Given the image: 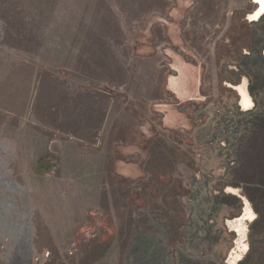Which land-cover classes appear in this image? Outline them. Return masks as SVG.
Listing matches in <instances>:
<instances>
[{
	"label": "rangeland",
	"instance_id": "1",
	"mask_svg": "<svg viewBox=\"0 0 264 264\" xmlns=\"http://www.w3.org/2000/svg\"><path fill=\"white\" fill-rule=\"evenodd\" d=\"M255 9L254 0H0V84L16 73L3 53L50 49L78 67L68 50L87 36L89 59L108 54L103 71L89 62L87 87L97 84L119 109L103 142L87 150L0 112V264H229L234 251L243 252L237 264L264 258V70L233 39ZM177 56L202 71L195 101L181 104L165 87ZM229 81L245 82L252 109L241 110ZM167 110L182 125L166 140L158 127ZM117 133L120 169L132 163L145 175L112 168ZM46 143L57 152L51 172L37 168ZM246 201L256 216L242 220L241 237L233 222Z\"/></svg>",
	"mask_w": 264,
	"mask_h": 264
},
{
	"label": "crops",
	"instance_id": "2",
	"mask_svg": "<svg viewBox=\"0 0 264 264\" xmlns=\"http://www.w3.org/2000/svg\"><path fill=\"white\" fill-rule=\"evenodd\" d=\"M82 40L85 42L84 46L82 42L80 47H70L71 49L68 50L67 54L74 57V61L77 57V62L79 61L78 67L73 65L74 63L68 65L63 61H57L56 54H53L50 49L44 50V48H41L40 52L35 51L32 54L29 52H16V54L2 52L10 63L15 64L16 73H12V69H10L9 76H5L7 81L0 84V112L17 118L22 123L29 124L35 131L43 135H54L53 141L63 140L62 135L69 136L68 140H64V142L71 143L70 139H73L76 145H80L87 150L89 143L97 147L103 142L111 124L110 122L112 120L117 121L116 118L114 119V111L118 113L119 109L113 103L109 105L108 99L104 98L105 96H103L97 84L95 86L92 85L90 89L87 87L86 71L88 70L89 62H95L97 72L98 69L103 71V61L108 54L103 49L96 50V57L89 59L86 46L87 36H84ZM173 64V67H176H174L175 74L170 75L166 79V89L173 93L181 104L195 101L200 94L199 85L202 81L200 68L184 61L180 56L176 57ZM180 64L189 65L194 69L190 71V75L187 76L185 83L182 85L176 84L174 81L175 78L180 76L178 69ZM95 77H98V75H95ZM89 99L93 101V104L89 103ZM164 105L165 108L171 107L170 104ZM134 121L137 122L139 120L135 119ZM164 123L159 127L157 126L159 129L156 127L160 137L168 136V128L182 125L178 121L177 113L174 110H167ZM118 125L119 123L117 122L115 126L118 127ZM112 126L114 125L112 124ZM19 136L24 142V147L27 143L28 148H30L32 140L29 133L21 131ZM122 139L121 134L117 133V137L111 142L112 168L115 167V171L119 175L131 174L132 177L145 175L142 169L135 167L132 163H130L127 170L120 169L121 160L116 156L115 148L118 147ZM165 139L167 140V138ZM171 140L168 141L172 142ZM151 145L152 140L148 144L147 150H150ZM47 147L46 143L39 151L44 153L42 157L46 158L44 162L46 164L45 170L51 172L55 169L52 165V158L57 152L53 153L51 151L52 154H49V148ZM143 155H146V153H143ZM39 156L35 155V158L44 159ZM79 157L87 158L84 150H80ZM150 169H152L151 166Z\"/></svg>",
	"mask_w": 264,
	"mask_h": 264
},
{
	"label": "trees",
	"instance_id": "3",
	"mask_svg": "<svg viewBox=\"0 0 264 264\" xmlns=\"http://www.w3.org/2000/svg\"><path fill=\"white\" fill-rule=\"evenodd\" d=\"M263 19H264V15L261 16L258 21L250 22V23L244 22L241 26H238V28L241 30L240 34H235V37H233V39L235 40V43H237V45H236V47H238L237 49L241 51L240 56L242 58H245L246 60H249L248 64L252 65V63L254 61H255V63L259 62L260 64H262L261 65L262 67L260 68L261 70L259 69L260 71L264 70V62L259 61L257 59V58H262L264 60V53L262 52L264 50V30H263V27H260L261 20L263 21ZM244 49H246V50H244ZM246 51L250 52V53H246ZM250 69H251L252 73L256 74V72H258V69H255L253 67H251ZM246 71L243 70L244 74H247ZM249 79H250V85H253L254 81L253 82L251 81L252 78H249ZM250 91H251V93H253L252 88H250ZM45 166H46L45 163L37 164V168L39 170H42V171H46L44 168ZM46 172H48V171H46ZM250 185H252V183H250V184L248 183L247 186H250ZM247 190H250V189H247ZM248 254H250V252ZM247 257L248 256H245V259ZM245 259L243 258L238 264H243L244 262H246ZM251 264H264V258L257 257V260H255Z\"/></svg>",
	"mask_w": 264,
	"mask_h": 264
},
{
	"label": "flooded vegetation",
	"instance_id": "4",
	"mask_svg": "<svg viewBox=\"0 0 264 264\" xmlns=\"http://www.w3.org/2000/svg\"><path fill=\"white\" fill-rule=\"evenodd\" d=\"M255 1L259 2L260 6L257 7V5H256V9L253 11V13H251L249 15V19H251V20H257L260 16L264 15V5H263L262 1L261 0H255ZM258 12H260V14L256 17V14ZM251 22H255V21H251ZM247 78L249 79V77H247ZM229 82L231 83V81H229ZM231 85L234 87V89L238 92V95L240 96L238 104L241 107V110L247 111L249 109H252V106H255V104L253 103L252 98H251L250 94L248 93L249 91H248V88H246L245 82L242 84L241 83H237V84L231 83ZM249 89H250V87H249ZM244 206H245V208H244L243 215L241 217L237 218L235 222H233V226L239 232L241 237L245 236V231H246V227H245V225L242 224V220H253L256 216L255 213L253 212L250 204L247 201H246V204Z\"/></svg>",
	"mask_w": 264,
	"mask_h": 264
},
{
	"label": "bare ground",
	"instance_id": "5",
	"mask_svg": "<svg viewBox=\"0 0 264 264\" xmlns=\"http://www.w3.org/2000/svg\"><path fill=\"white\" fill-rule=\"evenodd\" d=\"M263 5H264V0H261ZM262 7V6H261ZM260 10V9H259ZM260 14V12H258L256 14V17ZM170 54V53H169ZM177 55V54H176ZM183 63V62H182ZM192 65V64H191ZM178 66V65H177ZM175 67V66H174ZM173 68V67H172ZM176 68V67H175ZM197 68V67H196ZM179 72H180V76L178 78H175L174 81L176 84H184L187 76L190 75V71L194 70L192 69V67H190L189 65H185V64H180V66H178ZM198 69V68H197ZM202 72V71H201ZM201 75V74H200ZM172 77V76H171ZM174 85V84H173ZM172 85V87H174ZM176 86V85H175ZM180 97V96H179ZM190 99V98H189ZM193 99V98H191ZM159 106V105H158ZM157 106V107H158ZM161 106V105H160ZM174 109V108H173ZM182 116V115H181ZM180 118V117H179ZM176 120V119H175ZM176 123V122H175ZM172 126V125H171ZM240 220V219H239ZM242 242V241H241ZM242 251H245L247 249V245L246 243L242 242V246L240 248ZM243 253V252H242ZM242 253L238 252V251H234V253L231 254L230 259H229V264H237L238 260L241 259L242 257Z\"/></svg>",
	"mask_w": 264,
	"mask_h": 264
},
{
	"label": "water",
	"instance_id": "6",
	"mask_svg": "<svg viewBox=\"0 0 264 264\" xmlns=\"http://www.w3.org/2000/svg\"><path fill=\"white\" fill-rule=\"evenodd\" d=\"M254 2L256 3L257 7L260 6V3H259V2H256L255 0H254ZM260 17H261V16H260ZM260 17H259V18H260ZM259 18H258V19H259ZM250 21H256V20H250Z\"/></svg>",
	"mask_w": 264,
	"mask_h": 264
}]
</instances>
